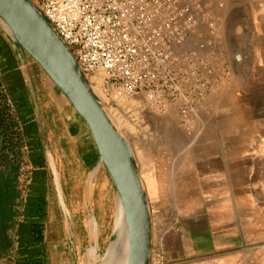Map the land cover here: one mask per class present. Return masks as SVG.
<instances>
[{
    "label": "crops",
    "instance_id": "1",
    "mask_svg": "<svg viewBox=\"0 0 264 264\" xmlns=\"http://www.w3.org/2000/svg\"><path fill=\"white\" fill-rule=\"evenodd\" d=\"M202 2L215 22V33L210 36L201 25L198 35L183 46L196 48L205 42L202 55L213 69L209 76L212 89L190 124L195 136L187 144L190 152L182 158L180 168L182 187L195 195L196 210L201 211L195 242L235 244L247 240L264 244V0ZM30 63L34 62L20 55L0 30V83L14 124L25 140L15 184V215L2 238L0 264H27L33 259L43 264H92L87 254L90 242L80 243L72 231L70 210L57 187L67 222V242L52 235L47 186L54 174L43 164L48 158L56 168L47 146L59 139L66 142L67 149L62 151L72 160L97 159L99 168L94 174L104 164L87 126L50 79L38 75ZM28 82L36 84L42 96L36 108L25 106L21 98L28 91ZM57 105L72 109L64 122ZM152 187L149 184V192ZM188 219L183 227L189 225ZM38 225L43 226L40 241L31 230Z\"/></svg>",
    "mask_w": 264,
    "mask_h": 264
},
{
    "label": "rangeland",
    "instance_id": "2",
    "mask_svg": "<svg viewBox=\"0 0 264 264\" xmlns=\"http://www.w3.org/2000/svg\"><path fill=\"white\" fill-rule=\"evenodd\" d=\"M30 64L35 65L38 75L47 77L39 66ZM89 81L135 153L153 222L151 264H264V244L247 247L257 244L247 240L235 244L195 242V224L201 211L196 210L195 195L187 194L183 189L180 175L181 160L190 152L187 144L195 132L182 126L181 116L173 109L157 112L142 97H115L105 91L102 78ZM35 86L28 82V91L21 96L25 106L36 108V102H42L41 93ZM57 108L62 121H66L67 114L72 113L71 107L64 109L57 105ZM193 120L195 116L191 123ZM57 141L47 147L55 157L63 199L70 210L72 231L80 243L90 242L89 248L96 242L88 220L90 217L96 219L99 248L91 263L97 264L112 236L116 193L105 166L94 174L99 168L97 159L87 162L84 157H77L76 162L62 151L67 149L64 139ZM44 152L47 158V151ZM43 165L45 170L52 171L48 158ZM50 180V186H47V193L51 194L50 230L53 236L67 242L66 218L57 199L54 177ZM149 184L153 186L151 192ZM187 218H190L189 225L183 227ZM38 227H33L34 232ZM253 238L255 236L250 237Z\"/></svg>",
    "mask_w": 264,
    "mask_h": 264
},
{
    "label": "built area",
    "instance_id": "3",
    "mask_svg": "<svg viewBox=\"0 0 264 264\" xmlns=\"http://www.w3.org/2000/svg\"><path fill=\"white\" fill-rule=\"evenodd\" d=\"M90 80L115 97L175 110L190 128L212 89L205 42L184 44L215 22L202 0H31ZM92 83V81H91Z\"/></svg>",
    "mask_w": 264,
    "mask_h": 264
},
{
    "label": "water",
    "instance_id": "4",
    "mask_svg": "<svg viewBox=\"0 0 264 264\" xmlns=\"http://www.w3.org/2000/svg\"><path fill=\"white\" fill-rule=\"evenodd\" d=\"M0 30L20 55H27L42 69L91 132L116 200L122 204L127 264H151L153 222L135 153L105 111L72 52L31 0H0ZM113 238L112 231L107 247Z\"/></svg>",
    "mask_w": 264,
    "mask_h": 264
},
{
    "label": "bare ground",
    "instance_id": "5",
    "mask_svg": "<svg viewBox=\"0 0 264 264\" xmlns=\"http://www.w3.org/2000/svg\"><path fill=\"white\" fill-rule=\"evenodd\" d=\"M93 90L95 91L94 88H93ZM104 109L107 112V114L109 115L110 119L113 121V123L117 126V128H119L105 107H104ZM51 166H52V170H53V174H54V182H55V185L58 189L59 197H60L61 201L63 202V195H64V194H62L63 190L61 188V183L59 180L58 172L56 171V168H55L52 160H51ZM90 184H92V182ZM142 184H143V181H142ZM143 187L145 188L144 184H143ZM63 209H64L66 216L69 217L68 209L64 203H63ZM88 223L90 226L91 234L94 237L93 239H95V242H96L95 244L91 245V247H89L87 249V254L89 255V257L92 260V258H94V259L96 258L97 253H98L99 246L97 244V241H98V237H99V227H98L97 221L94 217H92V218L90 217L88 220ZM112 231H113V237L114 238L111 241V243L109 244V246L107 247V249L103 255V259L100 262H98L97 264H127L128 238H127V231H126V226H125V221H124L123 208H122V204H121L119 199L116 200V207H115V212H114Z\"/></svg>",
    "mask_w": 264,
    "mask_h": 264
},
{
    "label": "flooded vegetation",
    "instance_id": "6",
    "mask_svg": "<svg viewBox=\"0 0 264 264\" xmlns=\"http://www.w3.org/2000/svg\"><path fill=\"white\" fill-rule=\"evenodd\" d=\"M5 93V92H4ZM0 102V176L15 179L23 164L25 140L23 133L10 120V106L7 96Z\"/></svg>",
    "mask_w": 264,
    "mask_h": 264
},
{
    "label": "trees",
    "instance_id": "7",
    "mask_svg": "<svg viewBox=\"0 0 264 264\" xmlns=\"http://www.w3.org/2000/svg\"><path fill=\"white\" fill-rule=\"evenodd\" d=\"M6 95L1 87L0 83V102H4ZM10 120L14 122L11 116ZM18 196L15 188V179H6L0 176V245L3 244L2 238L5 234L9 222L13 219L15 212L13 210V204ZM39 217H43L41 214ZM39 226V227H38ZM37 231L34 232V226L31 228L32 233L35 235L37 240H42L43 237V226L38 225ZM27 264H43L40 259L29 260Z\"/></svg>",
    "mask_w": 264,
    "mask_h": 264
}]
</instances>
